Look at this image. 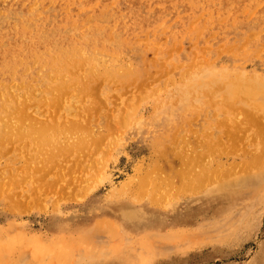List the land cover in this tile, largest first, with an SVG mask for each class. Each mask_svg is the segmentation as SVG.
<instances>
[{"label":"rangeland","instance_id":"rangeland-1","mask_svg":"<svg viewBox=\"0 0 264 264\" xmlns=\"http://www.w3.org/2000/svg\"><path fill=\"white\" fill-rule=\"evenodd\" d=\"M263 82L264 0H0V264H264Z\"/></svg>","mask_w":264,"mask_h":264},{"label":"bare ground","instance_id":"bare-ground-1","mask_svg":"<svg viewBox=\"0 0 264 264\" xmlns=\"http://www.w3.org/2000/svg\"><path fill=\"white\" fill-rule=\"evenodd\" d=\"M232 1V0H231ZM218 3V2H217ZM115 7V6H114ZM123 7V6H122ZM137 17V16H136ZM147 22V21H146ZM30 35V34H29ZM49 44V43H48ZM98 47V46H97ZM91 48V47H90ZM112 52V51H111ZM207 77V76H206ZM218 77V76H217ZM243 77V76H242ZM241 77V78H242ZM243 79V78H242ZM241 80V79H240ZM239 80V81H240ZM2 81H3V79H2ZM215 81V80H214ZM247 81V80H246ZM253 81V80H252ZM255 81V80H254ZM248 82V81H247ZM251 83V82H250ZM257 83V82H256ZM261 83V82H260ZM264 83V82H263ZM235 84V83H234ZM253 85V84H252ZM241 86V85H240ZM249 86H251L250 84H249ZM255 86V85H254ZM254 86H252V87H254ZM262 87V86H261ZM236 88V87H235ZM263 88V87H262ZM242 89V88H241ZM241 89H239V90H241ZM246 89H248V91H249V93L251 94V92H252V90L250 89V88H248V87H246ZM245 91V90H244ZM244 91L242 92V93H244ZM256 93L258 94L259 92H255V93H252V96H255L256 95ZM247 94V93H246ZM246 94H244V95H246ZM259 95H260V93H259ZM257 97H258V95H256ZM246 97H249V96H246ZM243 98H245V97H243ZM264 101V100H263ZM263 154V153H262ZM258 158H259V156H258ZM261 161V160H260ZM108 228V227H107ZM109 230V229H108ZM64 243V242H63ZM11 246V245H10ZM14 246V245H13ZM64 246H65V244H64ZM11 248V247H10ZM67 248V247H66ZM68 250V249H67ZM0 253H2V252H0ZM3 262V261H2Z\"/></svg>","mask_w":264,"mask_h":264}]
</instances>
